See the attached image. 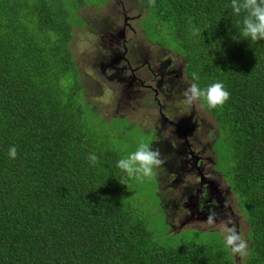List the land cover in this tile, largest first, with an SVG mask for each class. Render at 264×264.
<instances>
[{"label": "trees", "instance_id": "1", "mask_svg": "<svg viewBox=\"0 0 264 264\" xmlns=\"http://www.w3.org/2000/svg\"><path fill=\"white\" fill-rule=\"evenodd\" d=\"M140 1L146 38L181 56L192 83L230 93L222 107L200 102L230 154L224 171L212 167L246 220L248 255L235 261L224 242L159 244L122 207L123 155L85 118L65 0H0V264H264V40H233L243 13L230 0ZM163 32L174 49L151 36Z\"/></svg>", "mask_w": 264, "mask_h": 264}, {"label": "rangeland", "instance_id": "2", "mask_svg": "<svg viewBox=\"0 0 264 264\" xmlns=\"http://www.w3.org/2000/svg\"><path fill=\"white\" fill-rule=\"evenodd\" d=\"M65 3L75 26L68 47L85 99V118L123 157L144 142L158 149L163 160L152 178L128 177L122 207L141 219L162 245L224 242L206 223L213 210L217 221L231 216L246 240L247 223L236 197L214 170L229 166L226 143L217 138L218 127L200 101L191 108L183 103V92L192 83L183 71V58L160 43H148L141 29L146 15L141 1ZM151 36L175 48L165 32ZM232 255L235 261L245 258Z\"/></svg>", "mask_w": 264, "mask_h": 264}, {"label": "clouds", "instance_id": "3", "mask_svg": "<svg viewBox=\"0 0 264 264\" xmlns=\"http://www.w3.org/2000/svg\"><path fill=\"white\" fill-rule=\"evenodd\" d=\"M150 6L155 5V0H148ZM230 7L237 16L243 13L242 22L238 26L233 40H251L253 42L264 40V0H230ZM189 24L192 25L191 18ZM193 36L201 34L198 27H190ZM193 81L199 80V75L192 73ZM183 103L191 108L196 102L206 103L209 109L222 107L230 98L222 82H214L206 88H201L198 83H191L183 92ZM8 155L15 159L18 155L15 145L10 146ZM88 161L92 166L99 162L95 153H89ZM163 163L159 150L151 148L149 143L141 142L136 150L117 161V167L129 178L143 180L152 178L155 169ZM227 206V204H226ZM218 214L213 210L207 216L206 223L209 227L217 229L224 240L225 247L233 254L243 258L248 255V242L238 232L236 224L231 216H225L217 221Z\"/></svg>", "mask_w": 264, "mask_h": 264}, {"label": "flooded vegetation", "instance_id": "4", "mask_svg": "<svg viewBox=\"0 0 264 264\" xmlns=\"http://www.w3.org/2000/svg\"><path fill=\"white\" fill-rule=\"evenodd\" d=\"M147 41H148V43H150V44H153L151 41H149L148 39H147ZM163 49V48H162ZM149 58H147V60H148ZM161 85L162 84H160V87H161Z\"/></svg>", "mask_w": 264, "mask_h": 264}, {"label": "crops", "instance_id": "5", "mask_svg": "<svg viewBox=\"0 0 264 264\" xmlns=\"http://www.w3.org/2000/svg\"><path fill=\"white\" fill-rule=\"evenodd\" d=\"M160 46V45H159ZM161 47V46H160ZM162 48V47H161Z\"/></svg>", "mask_w": 264, "mask_h": 264}]
</instances>
